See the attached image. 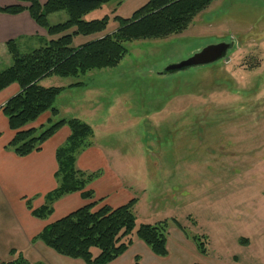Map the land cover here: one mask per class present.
I'll list each match as a JSON object with an SVG mask.
<instances>
[{
    "label": "rangeland",
    "instance_id": "obj_1",
    "mask_svg": "<svg viewBox=\"0 0 264 264\" xmlns=\"http://www.w3.org/2000/svg\"><path fill=\"white\" fill-rule=\"evenodd\" d=\"M148 1L115 0L84 20L109 16L104 33L112 34L120 25L116 17L131 18ZM67 20L68 14L59 12L49 22ZM86 41L80 37L74 46ZM222 42L235 44L231 62L163 74ZM126 48L116 68L47 80L49 87L83 82L92 88L85 100L77 92L63 94L55 107L74 96L94 99L99 115H112L111 124L119 129L101 138L129 158L138 183L146 179L155 204L143 202L144 208L135 210L137 224L169 221L173 261L264 264V0H218L182 34ZM1 66L7 68L3 59ZM174 219L188 234L205 237L210 262L195 261L191 254L189 261L179 258L180 241L196 244Z\"/></svg>",
    "mask_w": 264,
    "mask_h": 264
},
{
    "label": "trees",
    "instance_id": "obj_2",
    "mask_svg": "<svg viewBox=\"0 0 264 264\" xmlns=\"http://www.w3.org/2000/svg\"><path fill=\"white\" fill-rule=\"evenodd\" d=\"M17 1L28 3L29 7H0V13L28 11L32 19L47 31L49 39L28 54L21 53L15 41L7 44L12 65L4 70L0 66V92L14 83L20 86V92L1 110L9 128L15 132L7 149L19 157H26L40 152L62 127L68 126L71 130L66 143L56 152L57 188L46 195L42 207L33 209L29 201L27 207L35 218L47 219L53 214L55 203L66 195L81 193L84 200L90 201L47 225L33 243L40 241L57 254L82 260L85 264H110L137 240L143 241L155 255L167 257L168 220L138 225L136 199L118 208L99 207L103 199L94 201V193L88 185L98 175L81 171L76 166L79 153L93 144L94 130L89 124L72 118L51 123L46 129H27V126L47 112L53 117L59 114L55 103L64 88H45L40 85L42 80L52 76L78 78L91 71L116 68L128 54L127 43L182 34L198 15L218 0H149L131 18L116 17L120 25L112 34L104 33L109 16L92 21L84 20V17L115 0H48L44 5L39 0ZM59 12H66L68 20L51 25L49 17ZM80 37L87 41L74 46ZM173 221L185 236L195 242L200 253L208 254L204 236L190 235L177 220ZM10 254L12 259L0 261V264H33L24 251L12 250ZM136 264H139V257H136Z\"/></svg>",
    "mask_w": 264,
    "mask_h": 264
},
{
    "label": "crops",
    "instance_id": "obj_3",
    "mask_svg": "<svg viewBox=\"0 0 264 264\" xmlns=\"http://www.w3.org/2000/svg\"><path fill=\"white\" fill-rule=\"evenodd\" d=\"M47 1L39 0L42 5L46 4ZM14 5L29 7L28 3L17 0H0V7ZM54 15H51L49 20ZM48 39L47 31L32 19L28 11L19 14L0 13V66L2 59L7 68L12 65V58L7 47L9 42L15 41L20 52L28 54L41 47ZM1 69L6 68L1 66ZM52 77L42 80L40 85L49 88V85L45 83ZM77 84L80 85L76 86ZM59 87L64 88V90L56 101L63 94H74L75 92L85 95L82 98L85 100L92 90L83 82ZM19 92L20 86L16 83L0 92V261L11 260V251L21 250L25 252L28 260L33 264H85L82 260L57 254L40 241L33 243V239L47 225L64 218L89 204L90 201L84 200L81 193L66 195L55 203L54 212L47 219L35 218L28 209V201L33 209L42 207L45 204L46 195L57 188L58 184L55 178L58 170L56 152L66 143L71 135V130L68 126L62 127L43 145L40 152L32 153L26 157H19L12 150L7 149V145L14 138L15 132L9 128L8 120L1 110L8 100ZM56 107L59 111L58 121L77 118L89 124L94 130L93 144L79 153L76 166L81 171L98 175L88 185V189L94 193V201L103 199L99 207L108 205L112 208H118L134 199L137 200L135 210L144 208L143 202L155 204L149 193V185L145 184L146 179L145 182L141 181L140 183L134 179V165L126 161L129 158L118 148L108 146L103 142L101 133L112 134L119 127L111 124L113 118L111 114H98L100 109L98 101L88 99L81 102L72 96L67 104H59ZM54 118L47 112L36 122L27 126V129L45 128L46 124L58 122H54ZM148 153L155 154L151 150ZM152 168L153 166L149 170ZM163 194L164 192H161L152 197L156 199L158 195L160 197ZM167 249L168 256L160 257L155 255L143 241L137 240L126 253L110 264H136V257H139V264H183L181 261L176 262L171 259L169 238ZM177 253L183 262L190 260L189 254L196 257L195 261L201 262L205 259L210 262L209 251L208 254L203 255L197 246L190 247L189 243L184 241H180L178 244ZM218 262H225V260L219 259Z\"/></svg>",
    "mask_w": 264,
    "mask_h": 264
},
{
    "label": "water",
    "instance_id": "obj_4",
    "mask_svg": "<svg viewBox=\"0 0 264 264\" xmlns=\"http://www.w3.org/2000/svg\"><path fill=\"white\" fill-rule=\"evenodd\" d=\"M234 47L235 44L233 42H222L219 44L207 46L188 60L180 64L169 66L164 70L163 74H171L190 68L209 66L221 61L229 63L231 62V58L228 55L229 52L234 49Z\"/></svg>",
    "mask_w": 264,
    "mask_h": 264
}]
</instances>
